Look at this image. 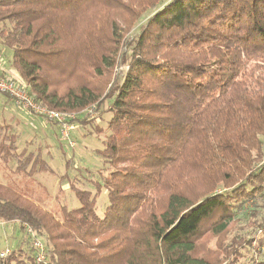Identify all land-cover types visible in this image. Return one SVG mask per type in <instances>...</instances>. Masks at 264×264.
Instances as JSON below:
<instances>
[{
    "label": "trees",
    "instance_id": "obj_1",
    "mask_svg": "<svg viewBox=\"0 0 264 264\" xmlns=\"http://www.w3.org/2000/svg\"><path fill=\"white\" fill-rule=\"evenodd\" d=\"M0 44L38 105L72 126L111 115L108 176L69 182L79 208L57 219L0 184V223L31 242L0 264H264V0H0ZM18 141L0 123L11 172L51 173Z\"/></svg>",
    "mask_w": 264,
    "mask_h": 264
},
{
    "label": "rangeland",
    "instance_id": "obj_2",
    "mask_svg": "<svg viewBox=\"0 0 264 264\" xmlns=\"http://www.w3.org/2000/svg\"><path fill=\"white\" fill-rule=\"evenodd\" d=\"M150 12L135 22L134 26L126 33V38L131 40L136 37L139 28L144 24V20L147 19ZM124 70L125 67L113 69V78L121 77L124 73L117 75V72H124ZM1 75L4 74L1 73ZM7 79L13 82L15 80L16 84L20 82L18 77L17 79L9 77ZM107 107L108 103H105L102 111L106 110ZM9 115H14L15 118L12 117V120H9L7 119ZM110 117V113H105L100 120L90 125L75 124L76 126H72L70 124L72 126L71 139L75 144L74 148H70L61 137L58 123L47 118L34 116L30 111L23 110L22 106L17 107L10 96L0 93V123L2 124L7 119L13 126V132L19 136L17 144L19 150L28 147V150L35 152L41 149L42 156L51 169V173L38 172L28 177L10 171L15 166L14 162L9 163L7 166L0 162V182L10 185L35 204L52 213L57 219L61 218V208L63 206L68 209L79 208L80 203L73 197L69 182H74L79 187L94 192V188L91 184H88L87 180L99 181L100 178L108 176L109 171L103 166L96 151L102 149V141L108 134L106 125ZM97 127L103 132L95 130ZM30 140L28 146L27 141ZM66 164L68 165V179H64L65 182L62 180L61 185L59 182L60 178L66 174ZM106 205V191L102 190L96 200V211L100 217L103 215ZM4 227H9L8 232H10V235H7ZM26 237L27 235L16 226L2 224L0 227V250L11 249L16 242L18 245H24L26 241L27 246H31V242H28ZM207 248L208 246L205 247V250L209 251ZM209 248L211 250L214 248L213 242L209 244Z\"/></svg>",
    "mask_w": 264,
    "mask_h": 264
},
{
    "label": "built area",
    "instance_id": "obj_3",
    "mask_svg": "<svg viewBox=\"0 0 264 264\" xmlns=\"http://www.w3.org/2000/svg\"><path fill=\"white\" fill-rule=\"evenodd\" d=\"M0 93L8 95L17 107L22 106L23 110L30 111L36 116L50 119L60 126V134L63 140H65L70 148H74L75 144L71 139L72 126L69 123V119L74 116H69L65 113H60L57 111L46 109L38 105L33 98L27 93L24 87L16 82L11 81L1 75L0 72ZM21 108V107H20ZM27 233L34 237L31 230H27ZM33 246L37 249V262H43L46 255V246L44 242L40 239L33 238ZM7 251L0 253V259L4 258Z\"/></svg>",
    "mask_w": 264,
    "mask_h": 264
},
{
    "label": "crops",
    "instance_id": "obj_4",
    "mask_svg": "<svg viewBox=\"0 0 264 264\" xmlns=\"http://www.w3.org/2000/svg\"><path fill=\"white\" fill-rule=\"evenodd\" d=\"M0 72L3 73L7 78L9 77V78H14V79L16 78L17 79V77H18L15 70L11 67V52H10V50L4 48L1 44H0ZM12 117L15 118L14 115L13 116L9 115L8 118L7 117L6 118L9 120H12L11 119ZM7 119L5 121L3 120L4 122H2V123L13 128V126L8 122ZM30 142H31V140L27 141V144L30 145ZM0 184H3V183L0 182ZM3 185H7V184H3ZM7 186H10V185H7ZM6 225L9 226V224H6ZM1 226H2V223H0V227ZM4 228H5V232L7 233V235L8 234L10 235V232H8L9 227H4ZM14 245H15V243H14ZM1 251H3V250H0V252Z\"/></svg>",
    "mask_w": 264,
    "mask_h": 264
}]
</instances>
